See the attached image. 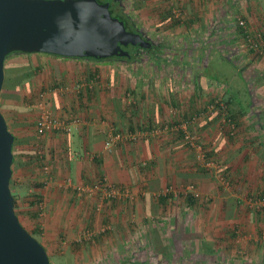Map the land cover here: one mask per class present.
<instances>
[{
  "label": "rangeland",
  "instance_id": "1",
  "mask_svg": "<svg viewBox=\"0 0 264 264\" xmlns=\"http://www.w3.org/2000/svg\"><path fill=\"white\" fill-rule=\"evenodd\" d=\"M118 1H120L119 8L127 12L138 29L151 40L155 47L161 48L153 51L150 49L148 52L136 51L138 62L120 61L122 67H119L118 82L121 86L119 88L125 89L124 92L122 91V96H125L131 105L133 101H137V104L128 109L130 113L132 112L130 122H127L125 118L114 121L113 118L117 116L112 112L111 114L106 112L102 118L108 121L112 116L110 123L130 125L133 130L122 131L118 126L108 124L109 128H103V131L114 132L113 128L116 127L115 132H131V136L137 140L133 141L132 146H134L141 140L137 137L141 129L144 133V129L140 128L141 125L145 126L144 122L149 121L153 125L149 130H161L154 136L164 132H173L179 136L176 140L178 151H174L179 155L175 156L173 153L165 152L166 150L164 153L161 152L164 154L161 155L162 158L167 160L173 158L172 165H168L169 163L165 165L163 175L162 171L159 173L156 171L154 165L144 166L142 164L144 160L138 161L136 163L138 169H147L150 173L154 170V174H151L152 179L147 180L146 186H142L138 193L129 188L132 198L107 201L98 194L92 193L95 195L87 200L84 199L85 203H82L85 211L87 210L86 216L88 215L89 218L79 216L83 208H77V204L73 207L71 202L67 211H64L65 217L53 219V221L44 215L34 220L33 213L38 209L31 204L35 201L36 188L41 190L42 185L30 182L33 176H29V171L33 169L29 167L21 170L23 181L19 183L17 179L20 166L16 163L13 167L14 177L12 176L13 193L18 196L19 203L15 212L21 224L41 244L43 243L42 245L52 249H50L52 252L49 251L48 254L51 264H264V233L256 235L246 233L247 226L252 225L248 223L247 216L258 212L259 209L250 202L251 197L256 194L249 188L256 179L259 180V177L252 178L254 173L251 171L238 172L239 175L237 171H227L230 168L223 163L222 155L219 153L221 151L218 153L212 151L218 147L221 148L225 140H231L237 128L230 127L228 132L226 130L228 124L224 117V122L220 123V120L214 122L218 111L221 110L216 107L210 111L209 108L219 101L216 103L210 100L205 103L202 100L205 95L202 90L199 91L200 84L206 78V75H201L204 70L214 88L223 90V84L231 87L235 97L240 96L239 99L243 105L247 106L245 101L249 100V93L244 80L246 77L237 72L235 61H232L234 65L229 58L221 55L225 52L224 54L229 56L235 51V47L225 48L223 46L227 44L215 43L216 39L213 41L207 39V35L211 34L212 30L215 32L221 27H217L218 30H216L209 24L205 26V23H202L204 25L194 26L191 23L190 18H194L195 10L191 8H194L196 3L205 4L207 0H195L196 2L193 0ZM226 3L229 4L227 0L220 1L221 6H226ZM169 11L172 16L168 15ZM218 11L220 12V9H217V17H220L221 14ZM207 16L209 18L210 13H203L201 18ZM210 18L212 20V17ZM177 21L180 23H176ZM217 23L219 24V21ZM12 60L14 56L5 62L7 77L11 75ZM193 69L197 73H193ZM106 81L111 83L104 78L101 85H106ZM146 85L150 87L147 89ZM178 88H184V90L180 89L178 92ZM114 92V89H110L105 93H108L107 97L111 99ZM193 94H196V103L192 102L191 105L185 100ZM146 100L166 102H163L164 105L161 107L157 102L148 109L150 112L153 110L155 121L147 117L144 119V109L148 103ZM49 106L50 112L55 117H62V120L70 123L71 119L66 120L60 116L59 112L62 109H53L52 103ZM73 107L76 110L77 106ZM74 108L71 109V114L77 115ZM102 110H105L104 107ZM2 111L9 119V113L3 108ZM156 112L159 113L156 114ZM31 115L35 116L36 113ZM246 115L248 121L251 115ZM77 116L80 118L79 115ZM119 121L122 122L119 123ZM36 122L37 119L35 128ZM10 129L13 130V127L10 126ZM73 130L74 126L71 128V134L75 135ZM242 137H245V134ZM106 141L107 139L104 143ZM38 143L41 144L40 140ZM163 145L160 143L161 148H166ZM18 146L20 145L17 142L15 156L16 161L20 162L21 156L26 155L18 152ZM72 148L77 149V144ZM27 150V148L24 149V151ZM176 157L181 160L180 166L178 161L175 162ZM40 172L44 173L43 169ZM155 174L160 177L155 178ZM178 174H187V177H176ZM67 181L68 179L64 182L65 185ZM239 181L249 186L242 187L246 191L240 188ZM68 189L67 200L82 197L78 195L79 191L74 185ZM189 194L198 200L196 205L190 206ZM160 196L172 197L162 204L159 200ZM77 200L79 201V198ZM38 211L39 214H43L45 209ZM231 214L242 219L230 218ZM73 216L74 218H71ZM47 221H50L49 224ZM56 221L64 225L59 227L55 224L52 227L53 230L50 229L51 222ZM242 221L245 222L246 230L242 229ZM66 222H69L71 226L65 227ZM226 228L228 229L226 233L221 231ZM233 228H236L239 233L234 239L230 238L235 241V245L232 246L227 244L229 239L226 238L230 234L229 230ZM36 230H39L38 234L35 233ZM208 237L219 240V242L215 241V248L213 242L212 244L207 242ZM223 239L225 241H222Z\"/></svg>",
  "mask_w": 264,
  "mask_h": 264
},
{
  "label": "crops",
  "instance_id": "2",
  "mask_svg": "<svg viewBox=\"0 0 264 264\" xmlns=\"http://www.w3.org/2000/svg\"><path fill=\"white\" fill-rule=\"evenodd\" d=\"M220 1L207 0L205 4L196 3L195 7L191 8V10H195L193 12L194 18H190V21L194 26H199L198 24L204 25L202 23H205V26L209 24L211 27L214 26L213 28L216 30H218L217 27H221L218 31L214 32L212 30L211 34L207 35V39L209 41L216 39L215 43L227 44L223 46L225 48L235 47V51L230 53L229 56L224 54L225 52L221 55L229 58L231 62L235 61L238 68L237 72L246 77L244 80L247 84L249 100L245 101L247 106H244L239 99L240 96L238 98L235 97L234 92L231 91V87L223 84V90L214 88L204 70L201 72V75H206V78L200 84L199 91L202 90L205 95L204 99H202L205 103L210 100H214L216 103L218 101L223 103L226 101L231 102V112L237 114V132L235 131L236 134L231 140H225L221 144V148L218 147L212 151L214 153L221 151L219 153L222 155L223 163H226L227 168H230L227 171H237L238 175V172L251 171L254 173L252 178L259 177V180L256 179V182L249 189L253 190V193L256 195H262L264 193V51L256 52L251 50L248 45H245L242 32L237 25L238 21L245 20L253 36L260 30H264V0H227L229 4L226 3V6H221ZM218 4H220L219 8ZM217 9H220V12L218 11L221 14L220 17H217ZM207 12L210 13L212 20L208 16L201 18L202 14H207ZM217 21H219V24ZM233 62L232 64H234ZM120 66L122 67V63L120 62H95L42 53L14 55L11 75L21 72V70L34 71L35 75L19 87H15L18 85H10V83L5 84L1 92L0 110L6 119L10 132L17 138L20 145L18 146V152L25 155L41 154L44 157L45 165L50 167L49 175H45L43 172L41 175L39 171H32L30 169L31 164H28L27 159L21 157L19 160L22 167L19 170L18 182L23 181L21 170L29 167V176H33L30 182L34 184L41 183L42 185V192L36 188L38 194H41L43 198L45 209L44 213L40 214V217L43 215L47 216L50 221L60 219L61 217H65L64 211H67L71 202L73 207L77 204L78 206L76 207H81L82 209V203H85L84 199L87 200L89 197L95 195L78 192V195L82 196L78 197L79 201L77 197L67 200V196L69 195L66 192L69 189L64 183L67 179H71L76 188L90 186L98 178L106 177L112 185L126 189L131 188L138 193L142 186H146V181L152 179L151 174H154V170L150 173L147 169H138L136 164L138 161L144 160L142 163L144 166L154 165L156 171L158 173L162 171L163 175L165 165L168 163V165H172L171 160L173 161V158H168V160L162 158L161 155L164 154H161V152L164 153V150H166L165 152L173 153L175 156L179 155L174 152L178 151L176 149V140H178L179 136L173 132H164V134L154 136L150 133L152 129H149L153 125L149 121L147 123L144 122L145 126L141 125L140 128L144 129V133L141 129L140 135H137L138 139L141 140L134 144V146H132V143L136 138L132 140L131 132H122L125 135L124 140L115 143L109 151L105 149L104 141L108 139L111 132L110 130L105 132L103 128L108 129V124L116 125L122 131L133 130L130 125L124 126L123 124L110 123L112 116H110V120L108 119V121L102 118L106 112L108 114L112 112L117 116L113 118L114 121L125 118L127 122H130L132 112L130 113L128 109L129 107L133 108L137 104V101H133L134 103L131 105V102L126 100L125 96H122V91L124 92L125 89L121 90L119 88L121 87L118 82ZM111 68L113 69L110 70ZM192 72L197 73L194 69ZM104 78L111 83L106 81V85H101ZM149 87L150 85H146L147 89ZM110 89H114L116 92H114L115 97L113 96L111 99L107 97L109 94L105 93ZM180 89L184 90V88H178V92ZM118 96L123 98H117ZM195 96L196 94H193L185 101L192 105V102L196 103ZM147 101L148 103H145L147 106L144 109V119L147 117L152 121L154 119V112H152L153 110L150 112L148 109H151L152 104H157V102H159L158 105L161 107L165 101ZM41 103L47 105L48 108L50 107L49 104L52 103L53 109H62L59 112L60 116H63L66 120L71 119L69 120L70 122L75 117L79 118L77 116L79 115V119H82L79 125L74 126L73 131L75 135L71 133L63 135L61 132H55L38 137L36 135L35 120L38 118L37 115H39V105ZM73 106H77L76 110ZM102 107L105 110H102ZM2 108L9 113V119L4 115ZM73 108L77 111V115L71 114V109ZM242 108L246 109L243 111ZM34 112L36 115L32 116L31 114H34ZM246 114L251 115L248 121ZM224 116V113L218 111L217 117L213 121L218 122L220 120V123H222ZM10 126L13 127V130L10 129ZM115 128H113L114 132L116 131ZM226 130L229 132L230 127H226ZM241 133H244L245 137H242L244 134L242 135ZM39 140L41 144L38 143ZM160 143L162 145L164 143L163 146L166 148H161ZM76 144L78 148H72ZM25 148L28 150L24 151ZM174 159L175 162L178 161L180 166V158L176 157ZM145 170L146 173L144 174ZM184 176L187 177V174L176 175V177L181 178ZM157 177H160V175L157 176L155 174V178ZM244 183L243 181L240 182V188L246 191L242 187L249 186ZM71 190L70 192H72ZM238 203L241 202L238 201ZM255 206L257 207V205ZM261 208L262 210L264 209V207ZM86 211L83 208L79 216L85 217ZM74 216L71 218H74ZM229 217L235 220L242 219L236 217L235 214H231ZM247 217L248 223H252V225L247 226L246 233L253 235L264 233L263 214L258 211ZM86 218H89V216L87 215ZM56 222H51L52 226L50 229L55 224L59 227L64 225L60 221ZM241 224L242 229L245 228V222L242 221ZM68 225L69 227L71 226L69 222H66L65 227H68ZM221 231H225L226 233L228 229H222ZM229 233L226 238L229 239L227 244L233 246L235 245V241L230 240V238L233 237L234 239L239 232L236 228H233L229 230ZM215 241L219 242V240L207 238L208 243L212 244L213 242L214 248L216 246ZM222 241L225 240L223 239ZM44 247L47 254H49V251L52 249L46 247V245Z\"/></svg>",
  "mask_w": 264,
  "mask_h": 264
},
{
  "label": "water",
  "instance_id": "3",
  "mask_svg": "<svg viewBox=\"0 0 264 264\" xmlns=\"http://www.w3.org/2000/svg\"><path fill=\"white\" fill-rule=\"evenodd\" d=\"M150 43L114 18L110 2L0 0V98L5 61L14 53L64 58L128 56L123 47ZM15 137L0 111V264H51L45 247L21 224L10 184Z\"/></svg>",
  "mask_w": 264,
  "mask_h": 264
},
{
  "label": "trees",
  "instance_id": "4",
  "mask_svg": "<svg viewBox=\"0 0 264 264\" xmlns=\"http://www.w3.org/2000/svg\"><path fill=\"white\" fill-rule=\"evenodd\" d=\"M98 2L100 3H107V2H110V11H111V14L112 16L115 18H118L120 19L125 25H126V28L129 32H132V33H136L138 29V27L136 26V24L133 22V20L128 16L127 12L124 11L123 9L119 8L120 7V1L118 0H97ZM115 10H116V14L115 15ZM168 15L169 16H172V13L171 11L168 12ZM168 15L166 17H164L165 19H167ZM176 23H180V21L176 22ZM238 26V25H237ZM239 27V26H238ZM240 28V31L242 32V35H243V38H244V41L246 44L247 43V34L245 32V30L241 27ZM161 47H153L152 48V51L153 50H159ZM123 49L128 52V56H123V57H118V56H114V57H110V58H107V59H99V58H73V59H82V60H92V61H95V62H107V61H112V62H120V61H127V62H138L139 58L138 56L136 55V51L138 50H144L143 48L139 47V46H132V45H129L127 47H123ZM18 54H24V53H14V54H11L7 57L6 61L11 57V56H14V55H18ZM155 57H157L155 55ZM5 61V62H6ZM6 70H5V81H4V85L5 84H8L10 83V85H18V86H15V87H19V86H22L23 83L27 82L32 76L35 75V72L34 71H27V70H21V72H17L15 74H12L10 75V77H7L6 75ZM3 85V86H4ZM220 102V103H219ZM218 103L219 104H223L224 107L221 108V106H218L220 107L222 113L225 114L224 116V120L226 121V123L228 124L229 127H231L232 125H234V128L238 127L237 125V114H234L232 113V108H231V102L230 101H226V102H221L219 101ZM246 108H242V110L244 111ZM232 128V127H231ZM232 128V129H234ZM115 133H121L123 135L122 132H115ZM234 133V131H233ZM182 134V133H181ZM17 138L15 137V141H14V146H13V154H14V163H13V166H12V170H13V175H14V165L16 163H18V165L20 167H22V164L20 162H17L16 161V156H15V144L17 143ZM44 156V155H43ZM21 157H24V159H27L26 161H28V164L30 163L31 164V168L33 169V171H39V173L42 175V172H40L44 166H45V161H44V157H42L41 154H35V155H29L27 154L26 156H21ZM30 161V162H29ZM14 177V176H13ZM13 177H12V180H11V192H12V195L14 196V199H15V210L18 208V196L15 195V193H13V187H14V182H13ZM104 178V177H102ZM101 178V179H102ZM120 187V186H118ZM124 188V187H122ZM169 197H172V196H160L159 197V200L162 204H164L168 199ZM252 201L255 205H257V207H259L258 211L259 213L263 214L264 215V209L262 210L261 207H264V204H261V201L264 200V193H262V195H256L254 197H251ZM34 199L35 201L32 202V207L38 209L41 211L40 209V204L43 202V198L41 196V194H38V192L36 191V193L34 194ZM197 199L195 198V196L193 197V195L189 194L188 195V202L190 204V206H194L197 204ZM37 210V212H34L33 213V218H35L34 220H38L39 219V211ZM263 212V213H262ZM35 222V221H34ZM35 233H39V230H36ZM32 234V233H31ZM231 236V235H230Z\"/></svg>",
  "mask_w": 264,
  "mask_h": 264
},
{
  "label": "built area",
  "instance_id": "5",
  "mask_svg": "<svg viewBox=\"0 0 264 264\" xmlns=\"http://www.w3.org/2000/svg\"><path fill=\"white\" fill-rule=\"evenodd\" d=\"M238 26L243 28L247 34V43L250 46L251 50L256 52H263L264 51V30H261L257 32L254 36L250 32L247 22L245 20L238 21ZM224 107L223 104H215L212 107H210V111L215 109L216 107L221 109ZM226 122V121H225ZM80 124L79 118H74L72 122L66 123L61 118L55 117L44 103H41L39 105V115L36 122V132L38 137H43L47 134H53L55 132H61L64 134L71 133L72 126H76ZM234 128V125L231 126ZM161 130L152 131V134L155 135V133H160ZM156 134V135H157ZM125 138V135L121 133H115L112 131L110 133V136L108 137L107 141L105 142V149L110 150L115 143L122 142ZM132 140L135 139V137L131 136ZM44 174L49 175L50 174V167L44 166L43 168ZM51 181V179H50ZM66 186L73 187V181L71 179H68L66 182ZM76 190L79 192H85L88 194L96 193L98 194L103 200L107 201H113V200H125L127 198H132V195L129 191V189L118 187L115 185H112L107 178H100V180L96 181L90 186H82V187H76ZM252 203V201H250ZM261 204H264V200L261 201ZM40 209H44V202L40 204ZM91 237V236H88Z\"/></svg>",
  "mask_w": 264,
  "mask_h": 264
},
{
  "label": "flooded vegetation",
  "instance_id": "6",
  "mask_svg": "<svg viewBox=\"0 0 264 264\" xmlns=\"http://www.w3.org/2000/svg\"><path fill=\"white\" fill-rule=\"evenodd\" d=\"M115 15H117V14L115 13ZM136 33L140 34L142 37H144L145 41L150 43L146 48H144L145 52H148L150 49H152L154 47V44L151 42V40L148 37H146V35L141 30H137ZM138 51H140V50H138Z\"/></svg>",
  "mask_w": 264,
  "mask_h": 264
}]
</instances>
